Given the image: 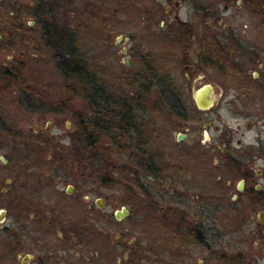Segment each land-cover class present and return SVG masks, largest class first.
Here are the masks:
<instances>
[{"label": "flooded vegetation", "instance_id": "flooded-vegetation-1", "mask_svg": "<svg viewBox=\"0 0 264 264\" xmlns=\"http://www.w3.org/2000/svg\"><path fill=\"white\" fill-rule=\"evenodd\" d=\"M167 1L169 23L160 7L144 10L166 24L146 34L156 51L139 54L127 48L130 35L105 30L123 44L117 80L168 91L128 94L132 130L120 136L121 180L157 225H112L130 212L113 211L110 196L90 200L95 190L87 184L96 174L79 171L77 180L56 184L58 160L71 158L60 149L56 157L47 144L54 158L28 157L45 164L37 179L19 174L8 184L13 264H264V0ZM131 56L135 64L125 61ZM45 145L16 142L13 149L40 156ZM99 179L110 193L109 180ZM131 180L144 188L133 189ZM122 208L128 214L118 221Z\"/></svg>", "mask_w": 264, "mask_h": 264}, {"label": "rangeland", "instance_id": "rangeland-1", "mask_svg": "<svg viewBox=\"0 0 264 264\" xmlns=\"http://www.w3.org/2000/svg\"><path fill=\"white\" fill-rule=\"evenodd\" d=\"M167 5V0H0V67L13 66L21 69L24 78V87L0 83V157L8 160L6 166L2 167L0 164V209L7 210L6 220L0 225V261L7 253L13 254L12 248L16 247L8 230L14 226L10 225L14 214L11 210L10 193L13 186H8L9 181H19V174L24 178L37 179L35 174L40 175L39 168L45 165L40 160L46 161L47 157L55 156L51 145L57 150L56 157H61L58 154L60 149L61 153L65 152L66 156L63 157L71 158L58 160L59 170L55 174L63 177L56 179V184L77 180L80 171L74 157L80 153L76 150L77 140H74L77 139V122L73 113L83 114L86 106L83 99L72 97L65 89L66 81L58 69L55 57L56 51H63L58 46L62 45L59 36L68 32L70 35L74 34L85 46L87 55L98 59L96 62L100 65L99 73L105 84L122 93L125 92L122 89L123 83L117 79L121 78L123 70L120 64L123 44L122 41L114 44L117 35L108 36V32H105L107 25L118 30L123 37L130 35L135 40L127 48H140L139 54L141 51L153 52L156 46L150 48L147 42L150 39L145 38L146 34L151 30L164 29L166 24L163 20L159 22L157 17L154 20L148 19L144 10L153 6L160 7L161 14L169 23L172 16L170 13H163ZM143 12L146 14L145 19ZM183 12L182 15L185 16L187 11ZM18 29L21 30L19 32H25L26 36L17 34ZM45 30L49 32L48 35H45ZM11 57L14 58L13 62ZM125 61L135 64L132 56L125 57ZM18 63L22 68L19 69ZM16 142H44L46 149L40 150V156H17L13 149ZM116 142L114 150L107 143L99 145L100 148L95 146L96 150L110 148L101 162H82L84 165L89 164L91 168L83 171V174L97 175L96 180L89 178L87 184V189L95 190L91 193L90 200L94 201L100 195L103 199L110 196L113 211L125 207L130 212L120 223L114 220L112 225H157L156 216L148 214L142 198L132 197L126 191V185L121 184L124 140L120 137ZM18 157L41 159L28 158L29 161L17 162L15 158ZM106 167L110 171L106 179L112 186L110 193L106 191V185L99 188V177H103L101 171ZM55 185L50 189H62L60 186L55 188ZM152 197L148 198L150 202L155 199ZM22 245L25 246L23 243ZM16 256L11 258L15 260Z\"/></svg>", "mask_w": 264, "mask_h": 264}, {"label": "trees", "instance_id": "trees-1", "mask_svg": "<svg viewBox=\"0 0 264 264\" xmlns=\"http://www.w3.org/2000/svg\"><path fill=\"white\" fill-rule=\"evenodd\" d=\"M48 33L46 31L45 35H48ZM23 35L26 36V33L20 32V36ZM59 37L57 38L61 40L62 45L58 44V46L63 51L62 53H60V50L56 51L55 57L58 69L62 72L66 81L65 89L69 94L73 95L72 97L83 99L86 106L83 114L73 113L74 120L77 122V139H74L78 143L76 150L81 152V155L75 154L74 157H76L77 167L83 173V171L91 169L89 164L84 165L82 163L84 160L98 163L106 158L107 150H110V148L102 147V149L96 150V148H100L99 145L107 143L110 146L112 141H116L128 130H132L129 120L132 119L134 105L132 98H128V94H158L168 93V91L166 92V89H164L166 85L150 83L142 85L125 83L122 84V89H125V92L114 91L101 79L102 75L99 73L100 65H97L94 58L87 55L85 46L74 34L70 35L68 32ZM52 39L55 38L53 37ZM18 66L19 69L22 68L19 63ZM23 80L21 69L18 70L13 66L0 67V83L24 87ZM95 146L97 147L95 148ZM102 151L104 153L101 154ZM142 159L148 163L145 157H142ZM134 161L136 162L137 159ZM139 166L141 165L139 164ZM101 172L103 174V182H106L110 171L106 167L102 168ZM121 184H125V182L122 181ZM129 185L135 189L138 186L141 189L144 188L142 187L143 183L136 180L129 181ZM129 194L131 195V193ZM148 198H151V196L146 197L147 205L152 203ZM9 256H12V254L7 253L0 261V264H13Z\"/></svg>", "mask_w": 264, "mask_h": 264}, {"label": "water", "instance_id": "water-1", "mask_svg": "<svg viewBox=\"0 0 264 264\" xmlns=\"http://www.w3.org/2000/svg\"><path fill=\"white\" fill-rule=\"evenodd\" d=\"M0 161H1L3 164H6V160H5L3 157H0ZM127 214H128V212H127L124 208H122V209H121V212H117V213H116V219H117L118 221H120V220H122L125 216H127ZM0 215L3 216V215H4V212L1 211Z\"/></svg>", "mask_w": 264, "mask_h": 264}]
</instances>
